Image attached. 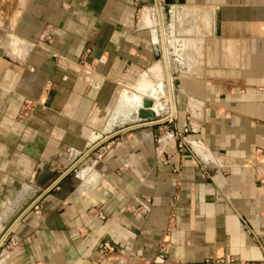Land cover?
Wrapping results in <instances>:
<instances>
[{"label":"crops","instance_id":"0c3cea01","mask_svg":"<svg viewBox=\"0 0 264 264\" xmlns=\"http://www.w3.org/2000/svg\"><path fill=\"white\" fill-rule=\"evenodd\" d=\"M157 1L0 0V264H264V0Z\"/></svg>","mask_w":264,"mask_h":264},{"label":"built area","instance_id":"2783aa9c","mask_svg":"<svg viewBox=\"0 0 264 264\" xmlns=\"http://www.w3.org/2000/svg\"><path fill=\"white\" fill-rule=\"evenodd\" d=\"M159 1V0H158ZM85 52H84V56H85V54L87 53V51H88V48L87 49H85L84 50ZM83 56V57H84ZM185 130V129H184ZM187 142V140L185 139V137L184 136H181V139L178 141V146L179 147H181V146H183L185 143ZM189 144H191V142H189ZM252 161V159H244V160H240V161H235L236 162V164H238L239 162H240V164H246V163H248V162H251ZM253 163L255 164V165H257V168H259V170H260V172H262L261 173V176H262V178H264V149H259V151H258V153H257V156L253 159ZM33 205V207H34V211L35 212H37L38 211V208H37V205H35V202L34 201H32L30 204H29V206H32ZM28 205H26L25 207V209H27L28 207H29ZM22 211H23V209L20 211V213L18 214V215H20L21 213H22ZM18 215L16 216L17 218H18ZM16 220V219H15ZM13 224V222H11L10 224H9V226L6 228V232L4 233V235H3V237H2V239L3 238H5V236H7V234H8V232H9V230H10V227H11V225ZM3 234V233H2ZM1 237V236H0ZM12 242V241H11ZM18 243V242H17ZM15 245H17V244H15ZM101 250V253L102 254H105V253H111L113 250H114V248H113V246L111 245V244H109L108 242H106V241H104L103 243H102V248L100 249Z\"/></svg>","mask_w":264,"mask_h":264},{"label":"water","instance_id":"95a60500","mask_svg":"<svg viewBox=\"0 0 264 264\" xmlns=\"http://www.w3.org/2000/svg\"><path fill=\"white\" fill-rule=\"evenodd\" d=\"M154 0H149L152 3ZM161 36V34H160ZM153 51L156 57L160 55V49L156 44L153 45ZM160 112L156 113L152 108V99L148 96H142L140 105L135 110V115L141 121H154Z\"/></svg>","mask_w":264,"mask_h":264},{"label":"rangeland","instance_id":"374dc122","mask_svg":"<svg viewBox=\"0 0 264 264\" xmlns=\"http://www.w3.org/2000/svg\"><path fill=\"white\" fill-rule=\"evenodd\" d=\"M160 3V2H159ZM150 4V5H149ZM147 6H149L148 8H147V12H148V10H149V13H148V15H150V13H151V16H153V17H155L154 16V14L152 13V8H153V5H152V3H149ZM161 4V3H160ZM170 12L168 11V8L167 7H162V9H161V14L163 15V25H164V23H165V31H166V33H168L169 34V31H168V24L170 23V14H169ZM180 21V20H179ZM178 23V25L177 26H179V22H177ZM182 23H184L183 21H182ZM155 26H156V24H154ZM178 30V31H177ZM177 30H176V36H183V33H184V28H182V27H177ZM147 93V92H146ZM148 94V93H147ZM164 100V98H160L159 99V101H160V103H159V106H160V104H161V102ZM3 231V232H2ZM4 229H2L1 231H0V236L2 235V233H4ZM6 236H5V238H3V239H1L0 240V257L2 256V255H4V253L5 252H7V249H8V247H7V244H8V242L6 241Z\"/></svg>","mask_w":264,"mask_h":264},{"label":"bare ground","instance_id":"6f19581e","mask_svg":"<svg viewBox=\"0 0 264 264\" xmlns=\"http://www.w3.org/2000/svg\"><path fill=\"white\" fill-rule=\"evenodd\" d=\"M153 4H154V2H153ZM157 6H158V8H161L160 7V3H159V1H157ZM163 23V22H162ZM163 29V28H162ZM152 108H153V100H152ZM160 107H159V111H160ZM153 110L155 111V109L153 108ZM156 113H158L157 111H155ZM162 117H164V115L163 114H159V115H157V118H156V120H159L160 118H162ZM6 231H4V233H5ZM4 233L1 235V237H0V240L2 239V237H3V235H4Z\"/></svg>","mask_w":264,"mask_h":264}]
</instances>
